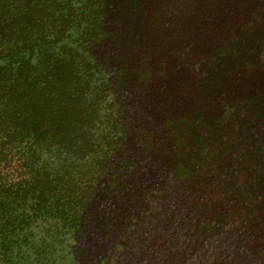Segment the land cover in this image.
Here are the masks:
<instances>
[{
    "label": "trees",
    "instance_id": "16d2710c",
    "mask_svg": "<svg viewBox=\"0 0 264 264\" xmlns=\"http://www.w3.org/2000/svg\"><path fill=\"white\" fill-rule=\"evenodd\" d=\"M0 264H264V0H0Z\"/></svg>",
    "mask_w": 264,
    "mask_h": 264
}]
</instances>
